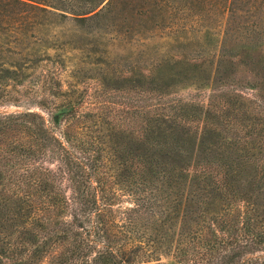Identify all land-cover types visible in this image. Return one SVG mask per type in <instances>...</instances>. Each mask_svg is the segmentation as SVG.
<instances>
[{
	"label": "trees",
	"instance_id": "16d2710c",
	"mask_svg": "<svg viewBox=\"0 0 264 264\" xmlns=\"http://www.w3.org/2000/svg\"><path fill=\"white\" fill-rule=\"evenodd\" d=\"M114 1L0 0V102L37 81L32 99L48 112L0 111V264H264V121L239 130L238 107L180 100L136 105L139 127L126 130L83 112L57 69L38 74L57 23L91 25ZM251 1L250 13L264 9Z\"/></svg>",
	"mask_w": 264,
	"mask_h": 264
},
{
	"label": "rangeland",
	"instance_id": "374dc122",
	"mask_svg": "<svg viewBox=\"0 0 264 264\" xmlns=\"http://www.w3.org/2000/svg\"><path fill=\"white\" fill-rule=\"evenodd\" d=\"M52 1L80 6L96 0ZM231 1L235 8L229 9ZM251 3L115 0L108 15L91 25L79 26L71 17L57 23L40 46L41 53L47 52L51 59L44 61L37 72L44 77L48 68L57 69L62 90H78L76 104L81 105L83 112L110 115L121 122L119 128L126 130L139 127L134 119L136 105L146 109L152 104L162 110L163 102L180 100L206 107L216 103L234 105L238 108L231 116L239 130L246 125L248 130L253 122L261 126L264 9L250 13ZM245 24L257 30L256 39L252 31L241 30ZM225 39L227 51H222ZM240 42L249 43L250 54H246ZM251 43L260 44L256 47ZM222 52L228 56L226 63L219 64ZM139 78L147 88L150 86L147 91L154 92L137 93L133 84L139 83ZM40 84L28 80L24 85L12 84L9 98L13 99L0 102V111L35 110L47 118L48 112L32 99ZM137 100L141 102L135 103ZM238 112L239 116L235 115ZM15 134L25 136L19 130ZM129 204L127 199L122 203L123 207ZM171 260L169 256L162 257L163 262Z\"/></svg>",
	"mask_w": 264,
	"mask_h": 264
}]
</instances>
